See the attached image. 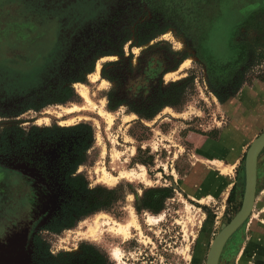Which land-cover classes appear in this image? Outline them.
<instances>
[{"label":"rangeland","instance_id":"rangeland-1","mask_svg":"<svg viewBox=\"0 0 264 264\" xmlns=\"http://www.w3.org/2000/svg\"><path fill=\"white\" fill-rule=\"evenodd\" d=\"M114 18L121 27L106 42ZM261 23L264 0H0V131L26 132L25 146L12 142L7 154L0 151V226L25 214L18 201L20 189L28 188L16 170L57 196L28 249L10 264H63L87 243L106 251L114 264H206L213 241L242 208L247 153L264 132V112L251 116L249 96L246 111L233 109L244 90L264 82L254 80L222 104L215 82L236 69L214 73L211 67L234 63L241 43L257 48L253 60L262 54ZM255 71H264V60ZM190 75L196 90L181 111L168 107L153 121H139L135 104L142 103L150 86L161 83L165 89ZM78 78L85 81L71 83ZM48 83L72 85L79 102L45 105L60 98L55 88L46 96L37 94ZM76 84L89 87L96 108L59 116L64 107L85 104ZM101 109L114 114L111 126ZM72 118L74 123L62 124ZM79 124L88 127L70 135L44 132ZM76 162L83 163L75 175L82 174L90 190L103 186L115 192L111 212L80 218L72 209L68 172ZM218 163L229 171L223 173ZM104 170L118 178L116 185L102 180ZM132 171L145 172V178L119 179ZM168 187L175 196L165 200L160 213L144 208L148 190ZM234 187L235 199L229 202ZM256 197L257 217L263 220L264 149ZM69 210L75 226L46 230L56 216L63 224ZM101 213L111 222L100 239L88 238V224ZM132 221L139 227L131 225L127 236L113 231L116 223Z\"/></svg>","mask_w":264,"mask_h":264},{"label":"trees","instance_id":"trees-1","mask_svg":"<svg viewBox=\"0 0 264 264\" xmlns=\"http://www.w3.org/2000/svg\"><path fill=\"white\" fill-rule=\"evenodd\" d=\"M113 21V25L111 24V26L109 27L112 32L107 33L105 36L106 42L112 41V37H115L114 34H116V32H113L121 27L120 23H117V20L115 18L113 19ZM261 25L264 24H258V26ZM260 33H262L264 37V32ZM263 37H261V40L257 39V42L262 41ZM146 42H148V40L144 39L143 43ZM257 45L259 46L260 44L258 43ZM256 49L257 48H255V46L251 44L241 43L239 45L238 57L234 63H229L222 67L212 64L211 70L214 73H216L218 70L230 72L236 69L228 79L224 78L223 82H215V85L217 87L216 95L220 103L224 104L228 99L236 97L245 86H251L256 79L264 82V71H255L256 68L260 66L261 60H264V52H262V54H259V56H257L253 60L252 56L254 55V53H256ZM83 81L85 80L78 78L72 80L71 83ZM39 87L40 86H35L33 87V89L38 90ZM52 88H55L57 93H60V98L58 100H47L44 102L45 105L52 103L50 101L60 102L63 104L79 102V97L72 85L66 86L65 84H58L55 86H50L48 83V87L39 90L37 94L46 96V94L50 93ZM195 90L196 84L194 75H190L180 82L172 83L165 89H163L161 83L152 85L147 91L145 90V94L147 96L144 98L142 103L138 105L135 104L136 108L134 113L139 117V121H153L164 109L168 107L176 111H181L188 103V97L190 96V93H193ZM110 110L112 112L116 111V109ZM87 127L88 124H79L74 127L66 128L55 125L51 128H45L44 132L52 135H58L62 133L70 135L72 133H77L81 130H84ZM0 137V151H2L3 154H7V151H9L8 149H10V147L12 146V142H16L17 146L19 147H23L26 145V132H21L20 134L16 135L13 133V130H2L0 131ZM80 157H83L82 154L80 155ZM82 163L83 162H76L74 165H71L69 167L70 169L68 172V186L72 196L69 204L71 206L73 205L74 208L72 209H74L78 213V216L80 218H86L100 212H111L116 203L115 192L103 186H97L95 189L90 190L88 182L84 179L83 175H75L78 166H80ZM141 163L149 165L147 162L142 161ZM236 190L237 188L235 187L232 189L229 197V202H232L235 199ZM174 196L175 191L173 188L168 187L150 189L144 195L143 206L145 209L149 210L152 213H160L163 210L165 200L168 198H174ZM67 212V220H64L62 222L63 224L60 225L62 227L59 226V217L56 216L52 224L46 226V230L55 232L58 230L57 227L61 229H67L75 226V224L77 223V219L73 216V214H71L70 210ZM63 264L114 263L110 260V257L106 251L100 249L95 245L87 243L82 246L80 254L67 255L63 259Z\"/></svg>","mask_w":264,"mask_h":264},{"label":"crops","instance_id":"crops-1","mask_svg":"<svg viewBox=\"0 0 264 264\" xmlns=\"http://www.w3.org/2000/svg\"><path fill=\"white\" fill-rule=\"evenodd\" d=\"M247 98L251 116L264 112V86L258 85L255 88L244 90L238 98L234 99L235 113L246 111ZM260 211L261 209L256 206L255 202L249 218L227 240L219 264H264V219L257 217Z\"/></svg>","mask_w":264,"mask_h":264},{"label":"water","instance_id":"water-1","mask_svg":"<svg viewBox=\"0 0 264 264\" xmlns=\"http://www.w3.org/2000/svg\"><path fill=\"white\" fill-rule=\"evenodd\" d=\"M264 149V132L252 143L246 157V186L244 202L239 213L217 235L210 248L206 264H219L222 250L230 236L238 230L251 215L256 201L258 184V161ZM38 208L42 213L50 209V202L43 197ZM18 239L10 237L8 245L0 243V263L10 264L17 262L20 257L19 249L15 248Z\"/></svg>","mask_w":264,"mask_h":264},{"label":"flooded vegetation","instance_id":"flooded-vegetation-1","mask_svg":"<svg viewBox=\"0 0 264 264\" xmlns=\"http://www.w3.org/2000/svg\"><path fill=\"white\" fill-rule=\"evenodd\" d=\"M14 173L18 175V179L22 182L21 185L25 186L24 189L28 188L27 192L20 189L22 193L21 200L24 199V203H21V200L18 201L19 206H23L22 209H19L20 213L22 214L25 210V214L22 216V219L9 226H0V230H3L0 232V243L8 245L9 238L15 236L16 239H18L15 248L19 249V254L22 256L26 249H28L27 247L30 244V240L33 238L34 229L38 227L49 212H51L50 209L53 206L55 198L57 199V196L55 193L50 192L46 186L40 184V182L32 179L28 175L18 170ZM43 197L50 202V209L44 213L38 208ZM25 202L27 205H25ZM0 252L3 253L2 251Z\"/></svg>","mask_w":264,"mask_h":264},{"label":"bare ground","instance_id":"bare-ground-1","mask_svg":"<svg viewBox=\"0 0 264 264\" xmlns=\"http://www.w3.org/2000/svg\"><path fill=\"white\" fill-rule=\"evenodd\" d=\"M91 78L93 81L97 80L96 75H92ZM75 87L77 89V93L84 100L85 104H83V105L74 104L73 106L68 107V108L64 107L63 111L58 113L59 116H63V113L64 114L65 113L72 114V113L81 112V111H90V110H94L96 108L97 105H95V102L92 99V95H91V91H90L89 87L86 85H83V84H76ZM97 109H99V108H97ZM99 113H100V115H102V117H104L107 120V122L110 126L113 124L114 114L106 112L103 109H101L99 111ZM74 122H75V118H72L68 121L62 122V124H72ZM218 165L222 168L223 173H227L229 171L227 168L223 167V165L221 163H218ZM143 171H144V167H143ZM129 177H136L137 179L141 178V177L145 178V172L142 175L141 174L139 175L135 172H133V173L122 172L119 179L129 178ZM102 180L109 186H114L118 183V178L113 177L111 174H109L105 170L103 171ZM111 220H112V218L107 214H103V213L98 214L97 217L94 219V221L92 222V220H91L92 223L88 224V230L86 231L85 236H87L88 238H92L93 240L100 239V237L102 236V233H103V227L105 225L109 224L111 222ZM149 221L153 222V218L149 217ZM133 224L137 228L139 227L135 221L134 222L132 221V223L130 222L128 225H123L122 223L121 224L116 223L115 225L117 226V228L113 229V231L115 232V234H120V235H123L125 237L128 235V231H129L131 225H133ZM105 231H107V230H105ZM113 254L117 258L120 257L118 250H113Z\"/></svg>","mask_w":264,"mask_h":264}]
</instances>
